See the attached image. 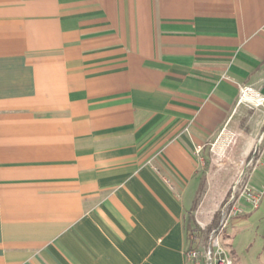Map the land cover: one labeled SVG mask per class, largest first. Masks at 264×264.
<instances>
[{"label": "crops", "instance_id": "obj_1", "mask_svg": "<svg viewBox=\"0 0 264 264\" xmlns=\"http://www.w3.org/2000/svg\"><path fill=\"white\" fill-rule=\"evenodd\" d=\"M240 84L264 0H0V264H188L206 146L264 130Z\"/></svg>", "mask_w": 264, "mask_h": 264}, {"label": "rangeland", "instance_id": "obj_2", "mask_svg": "<svg viewBox=\"0 0 264 264\" xmlns=\"http://www.w3.org/2000/svg\"><path fill=\"white\" fill-rule=\"evenodd\" d=\"M226 132L222 134L223 138H227V144L225 143L226 147L222 153L219 154L218 149L217 151L212 150V144L216 142L221 133L205 148V153L200 160L203 186L198 194L196 186H191L183 195L184 204L188 209L196 199L193 209L194 231L189 233V240L194 242V245L198 244L199 249L204 251L210 244L214 230L223 245L230 244L232 234H237L234 247L238 250L239 256H242L241 264H259L264 261V197L259 208L249 210L252 215L246 222L232 228L231 220H229L228 224L220 229L224 219V207L232 196L230 188L239 172L246 170L248 173L250 171L247 162L252 155L241 154L239 146L244 140L242 129L228 127ZM260 164L254 171L252 179L255 184H261V190L264 191V154ZM200 264H205V262L201 260Z\"/></svg>", "mask_w": 264, "mask_h": 264}, {"label": "built area", "instance_id": "obj_3", "mask_svg": "<svg viewBox=\"0 0 264 264\" xmlns=\"http://www.w3.org/2000/svg\"><path fill=\"white\" fill-rule=\"evenodd\" d=\"M238 90L237 107H244L247 110L261 113L264 119V93L261 89L250 84H240ZM222 131L223 132L216 142L212 144V150L217 151L218 149L219 154L225 150L227 144V138L222 137V134L227 131V128L224 127ZM196 152L199 154L201 148H198ZM251 154L247 162V167L250 168V171L248 173L246 170L239 172L236 181L230 188L232 196L224 207V219L222 220L220 229H223L228 224L229 220L244 213V207L241 204L242 200L246 201L253 209L259 208L261 204L264 191L252 187L250 179L252 173L260 165L264 154V130L256 136ZM185 256L188 262L194 264H200L202 260L200 253L194 248H188L185 252ZM203 259L206 264H233V260L228 254L227 249L221 244L216 230L211 234L209 246L203 251Z\"/></svg>", "mask_w": 264, "mask_h": 264}, {"label": "trees", "instance_id": "obj_4", "mask_svg": "<svg viewBox=\"0 0 264 264\" xmlns=\"http://www.w3.org/2000/svg\"><path fill=\"white\" fill-rule=\"evenodd\" d=\"M202 186H203L202 177H200V188ZM195 203H196V199L194 200V203H193V206H192L191 210L188 211V213H187V215L185 217V229H186V232H187V235H188L189 248H194V249L198 250V252L200 253L201 259L204 261V259H203V250L202 249L201 250L199 249L198 244L194 245L195 243L189 240V233L192 232V231H194L193 230L194 229V227H193V224H194V220H193V209H194ZM223 246L227 249L228 254L230 255V257L233 260V264H241L240 259L236 256V253L231 249V245L230 244H227V245H223ZM188 264H191V263L188 262Z\"/></svg>", "mask_w": 264, "mask_h": 264}]
</instances>
